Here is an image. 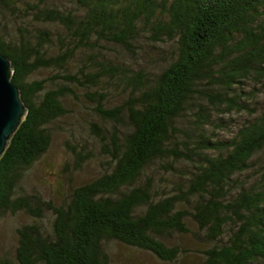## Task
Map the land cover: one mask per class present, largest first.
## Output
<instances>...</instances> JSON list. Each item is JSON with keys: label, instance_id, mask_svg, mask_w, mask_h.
Returning <instances> with one entry per match:
<instances>
[{"label": "trees", "instance_id": "trees-1", "mask_svg": "<svg viewBox=\"0 0 264 264\" xmlns=\"http://www.w3.org/2000/svg\"><path fill=\"white\" fill-rule=\"evenodd\" d=\"M71 1L70 9L27 2L24 15L62 28L56 36L51 28L26 27L13 36L0 24V52L15 67L12 80L28 107L0 158V218L20 211L33 218L17 228L18 263L108 264L110 240L174 262L183 250L169 238L193 231V223L195 235L210 244L201 264H264V0ZM0 5L18 12L15 0ZM144 39L167 45L154 74L95 55L97 72L81 71L89 81L118 77L128 91L112 109L104 106L106 92L93 98L114 122L111 135L99 132L106 171L76 186L61 205L19 193L21 170L48 150L49 125L68 112L61 97L70 88L38 95L48 80L83 83L69 73L34 82L27 76L65 67L75 52L104 40L134 51ZM56 40L60 51L48 57ZM241 112L248 118L222 135ZM153 161L175 176L171 184L164 172L159 178L145 172ZM0 264L12 262L0 254Z\"/></svg>", "mask_w": 264, "mask_h": 264}, {"label": "rangeland", "instance_id": "rangeland-1", "mask_svg": "<svg viewBox=\"0 0 264 264\" xmlns=\"http://www.w3.org/2000/svg\"><path fill=\"white\" fill-rule=\"evenodd\" d=\"M27 2L35 4L40 0H15L18 10L16 15L0 5V11L3 12V14L0 13V24H4L7 32L12 33L13 36L19 34L20 27H26L33 32L37 28H51L56 36L55 32L62 28L39 22L32 13L24 15ZM46 2L49 5L56 4L66 9L75 6L71 0H46ZM161 45L167 46L164 43L158 47L146 41L138 42L134 51H131L119 44L104 40L96 49L86 47L75 52L74 57L65 67H42L27 76L28 82H34L53 77L58 73H69L80 76L83 83L62 78L48 80L45 89L38 95L37 100L41 99L47 90L70 88V91L61 97L68 112L49 125L52 140L48 150L30 167L21 170L19 193H38L45 199L52 200L56 205H61L69 200L71 192L76 186L91 181L106 171L108 152L99 132L111 135L114 122L99 113L96 109L98 101L93 98H98V92H106L108 95L104 100V106L107 109H112L125 103L128 91L124 90L125 86L118 77L113 78L105 74L99 80L89 81L85 76H82L81 71L84 70L85 73L97 72L99 65H94L91 59L95 55L102 60L103 58L104 60L110 59L115 64L125 66L130 70L136 71L142 68L146 72L154 74L162 63V61H158V55L162 54L161 50L163 49ZM59 48L60 43L56 40L48 48L47 56L56 55L60 51ZM250 86L251 83H247V87ZM259 101L264 105V92L259 96ZM248 116V112L234 113L231 125L221 131L222 135H230L235 132ZM122 125L124 128L127 126ZM217 132L220 133V129ZM145 172L157 173L159 178L160 172H164L166 175L168 171L160 163L153 161ZM174 177L167 174L170 181H165V183L171 184ZM52 218L53 214L47 211L45 222L48 226L51 224ZM31 221L33 218L23 211L8 213L0 218V254L7 256L12 264H19L16 258L17 228ZM189 226L193 231L176 233L169 238L171 244H178L183 250V253L181 252L174 262L162 260L148 250L125 242L110 240L107 243L108 264H201L204 260L202 250L208 248L210 244L195 235L194 232L197 230L195 224L189 223Z\"/></svg>", "mask_w": 264, "mask_h": 264}, {"label": "water", "instance_id": "water-1", "mask_svg": "<svg viewBox=\"0 0 264 264\" xmlns=\"http://www.w3.org/2000/svg\"><path fill=\"white\" fill-rule=\"evenodd\" d=\"M14 71L10 58L0 52V158L28 114L21 89L12 80Z\"/></svg>", "mask_w": 264, "mask_h": 264}]
</instances>
